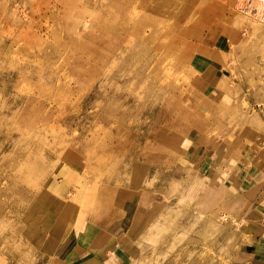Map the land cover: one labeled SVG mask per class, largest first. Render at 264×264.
Returning a JSON list of instances; mask_svg holds the SVG:
<instances>
[{
	"label": "rangeland",
	"instance_id": "rangeland-1",
	"mask_svg": "<svg viewBox=\"0 0 264 264\" xmlns=\"http://www.w3.org/2000/svg\"><path fill=\"white\" fill-rule=\"evenodd\" d=\"M119 1L122 0H115ZM115 2L0 0V54L12 64L26 65L30 71L42 66L53 72L51 81L42 85L27 79L18 82L11 89L13 98L9 102L15 100L14 106L18 108L19 103L32 98V93L37 96L36 91H44L46 85H56L55 90L57 86L65 90L62 96L58 93L57 111L71 108L75 110L73 118L80 119L88 109L86 93L91 89L93 77L110 75L117 82L114 90L137 93L129 89L128 79L115 78L121 69L106 73L108 65H91L82 58L80 69L88 65L85 76L81 78L70 72L82 51L98 58L106 56L105 64L116 56L109 48L116 41L110 37V30L118 27L112 23L118 21L113 18ZM156 5L160 17H149L150 25H145V32L155 35V41L143 44L141 56L154 60L149 67L160 72L157 86L173 84L176 93L183 88V101L193 102L200 107L199 116L209 117L208 129L199 131L187 126L181 111L172 113L173 123L182 125L185 131H175L179 148L176 153L172 149L170 155L175 157V163L183 171L180 178L186 183L162 185L155 180L152 185L158 207H161L157 217L171 226L175 236L180 233L174 249L169 250L163 241L159 242L162 240L159 234L155 235L157 244L153 245L133 226L125 234L108 229L90 231L89 220L81 219V213L92 208L90 200L94 192L89 188L94 182L100 183L107 171L122 173L128 159L118 168L115 157L101 155L104 158H98L90 167L87 155L69 150L64 161L52 167V171L44 172L46 184L41 193H36L34 208L28 212L23 229L11 237L18 245L16 249L0 246V264H13L20 259L21 264H108L107 260L113 264H264V0L135 1L131 3L129 22L145 19V12ZM107 17L111 20L107 21ZM94 19L103 24H93ZM173 29L179 36L183 34L186 46L183 48L176 42L173 50L157 53L155 48L168 44L166 32ZM2 74L0 88L3 80L10 82V76ZM77 83L79 86L75 89ZM206 88L215 93L203 94L201 90ZM114 90L107 93L111 95ZM1 93L2 90L0 97ZM95 98L100 95L97 93ZM2 101L0 98V103ZM44 101L37 96L33 104L40 109ZM145 101L138 104L141 110L147 104ZM222 107L230 110L232 116L220 113ZM9 108L4 105L3 111ZM98 112L99 116L83 130L73 124L72 138H93L102 127L115 131V116L106 110ZM89 116L92 118L93 113ZM18 120V127L29 132L23 125L26 117ZM136 122L143 124L140 117ZM147 122L152 124V119ZM8 125L13 126V118L0 120V127ZM34 131L42 134L43 142L54 140L53 134L58 137L55 132H49L43 122H36ZM160 148L146 151L155 153ZM72 162L77 168L70 166ZM82 177L83 184H79ZM216 183L218 188H215ZM178 187H183L185 193ZM222 192L235 197H225ZM174 194L185 197L177 203ZM209 194V199L202 203L191 202L193 196L204 199ZM166 196H170L167 206L165 201L163 203ZM60 199L63 201L58 203ZM224 203L229 207L223 208ZM56 204L57 212L54 211ZM21 210L22 206L14 209V215L18 216ZM141 213L143 221L148 210ZM217 214L222 218L221 225L213 229L207 239L203 238L196 230ZM54 215L50 223L47 217L51 219ZM79 226L82 231L78 230ZM119 237L127 240L119 243Z\"/></svg>",
	"mask_w": 264,
	"mask_h": 264
},
{
	"label": "bare ground",
	"instance_id": "bare-ground-1",
	"mask_svg": "<svg viewBox=\"0 0 264 264\" xmlns=\"http://www.w3.org/2000/svg\"><path fill=\"white\" fill-rule=\"evenodd\" d=\"M135 1L142 0H122L119 2L114 0L116 13H114L113 18H117L118 21L112 23L118 25V27L110 30V37L112 36L116 41L110 47L108 46L115 52L116 56L114 55L113 60L105 64L106 56L98 58L93 54L88 53L87 55L82 51V48H78L83 54L76 57L77 59L71 65L70 69L72 71L70 72L81 75V78L85 76L88 65L80 69L79 62L82 61V58L88 60L91 65L93 63L99 67L108 65L109 71L106 73L116 68L121 69L119 70L121 72L115 78L128 79L129 89H133L137 93L130 94L129 91L123 92L120 90L119 92L114 90L117 82L110 75L102 78L93 77L90 82L91 89L86 93L88 109L83 111L80 119L73 118L75 110L71 108L57 111L58 93L62 96L65 90L60 86H57V90H55L56 85H46L44 91H36L37 96L45 99L40 109L35 108L33 104L37 97L35 93H32L33 99H25L19 103L18 108H15V100L13 102H9V100L11 97L13 98L11 89L18 82L27 79L30 82L42 85L51 81L53 72L42 66L37 67V65H34L37 67L36 71H30V68L26 65L12 64L9 58H5L0 54V75L4 73L10 76V82L3 80L4 83H1L0 90H2V93L0 98L3 101L0 103V120H4L6 117L13 118V126L0 127V132H3L0 135V246L3 248L16 249L18 244H15L11 237L18 234L19 229H23L28 212L34 208L32 203L35 201L33 199H35L37 192L41 193L42 186L46 184L43 177L44 172L51 170L52 167L56 168L59 162L64 161V155L69 150L87 155L86 159L89 165H93L98 158H104L100 157L101 155L110 159L115 157L116 159H114L117 160L115 166L118 168L121 167V163L128 159V162L124 163L122 173L107 171L102 176V180L99 181L100 183L94 182L89 188L94 192L93 198L90 200L92 208L83 211L81 219L89 220L92 228L90 231L108 229L118 234H125L127 229L133 226V229H139L140 236H146V239L151 240L153 245L157 244L156 234L162 236V240H159V242L163 241L169 250H173L178 242L180 233L175 236L174 231L170 229L171 226L165 225L161 222L163 220L157 217L161 207H158L155 189L152 185L155 180L160 181L162 185L179 186L186 183L185 180L180 178L183 171L175 163V157L172 158L170 155L172 149L176 153L179 148L176 146L178 135L175 137V131L184 130L182 125L173 123L172 113L175 110L181 111L184 116L183 119L187 121V126L199 131L208 129L207 120L209 121V117L199 116L201 114L200 107L193 102L183 101L185 99L183 88L176 93L173 84L156 85L160 72L152 69L153 66L149 67L152 61L154 62L151 57L141 56L145 46L143 50L140 49L143 44L155 41V35L145 32V25H150L148 24L149 17H160V9L156 5L145 12V19L130 23L128 15L132 10L131 3ZM110 20L107 17V21ZM96 21L97 19H94L93 24L98 26L103 24L99 21L96 23ZM170 32H172L171 36H169ZM170 32H166L168 44L156 47L157 53L173 50L176 42L182 44L183 48L186 46L183 34L179 36L174 29ZM137 51L142 52L137 53ZM133 76H135V79L131 80L130 77ZM79 82L82 84L83 79ZM78 83L75 85V89L79 86ZM106 88L114 90L113 93L108 94L109 90H106ZM173 92H175L174 95H172ZM201 92L208 95L215 93L207 88L202 89ZM97 93L100 98H95ZM92 95L94 96L92 97ZM144 99L147 104L141 110L138 104ZM4 105L10 108L3 111ZM99 109L101 111L106 110L115 116L116 120L113 121L115 131L102 127L99 134L93 138H72V125L82 127L83 130L87 123L91 124L93 118L99 116ZM219 112L225 116H232V112L225 109V107H222ZM91 113H93L92 118L89 116ZM25 117V124H21L26 126L27 129L29 128V132L27 130L22 131L18 127L20 125L18 118L22 120ZM138 117L143 120V124L136 122ZM148 119H152V124L147 122ZM36 122L45 123L47 130L55 132L58 137L53 134L55 136L54 140L43 142L42 134L34 131ZM186 130H189V128ZM161 145L164 147L160 148ZM128 148H134L135 151H129ZM155 148H160L159 152L146 151V149L155 151ZM70 166L77 168L73 162ZM82 180L83 177L79 184H83ZM110 183H113V185ZM138 187H141V189H138ZM215 188H218V184ZM215 188L213 187L212 190L216 191ZM178 190L185 193L183 187H178ZM222 193L225 197L231 199L235 197V195L232 196L228 192ZM210 194L207 195L208 197L205 196L204 199L193 196L191 202L202 203L209 199ZM175 196L178 199L177 203H181L185 197V195ZM169 197L166 196L163 199L165 206H167ZM62 201L60 199L57 202L61 203ZM87 203L89 204V200ZM19 206H22V212L15 216L14 209ZM55 207L57 208L54 211L57 212L59 210L58 204ZM228 207L229 205L224 203L223 208ZM146 209L148 214L141 221L140 218L143 217L141 212ZM173 210L175 211L174 207L172 212H174ZM56 215L52 216L51 219L47 217L48 221L51 223ZM221 221L220 214L214 215L210 222L205 223L196 232L201 233V236L207 239L213 229L219 228ZM146 222L148 224L144 225ZM81 228L82 226H79L78 230L82 231ZM139 239L140 237L136 241H139ZM126 240L125 237L118 238L119 243H125ZM188 255L190 254L188 253ZM21 263V259L13 261V264ZM107 263L113 264L111 260H107ZM93 264L99 263L94 262Z\"/></svg>",
	"mask_w": 264,
	"mask_h": 264
}]
</instances>
